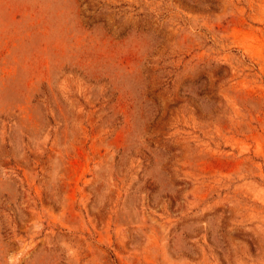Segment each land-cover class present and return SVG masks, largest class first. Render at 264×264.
Listing matches in <instances>:
<instances>
[{"label": "rangeland", "instance_id": "374dc122", "mask_svg": "<svg viewBox=\"0 0 264 264\" xmlns=\"http://www.w3.org/2000/svg\"><path fill=\"white\" fill-rule=\"evenodd\" d=\"M0 264H264V0H0Z\"/></svg>", "mask_w": 264, "mask_h": 264}]
</instances>
